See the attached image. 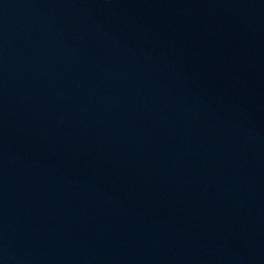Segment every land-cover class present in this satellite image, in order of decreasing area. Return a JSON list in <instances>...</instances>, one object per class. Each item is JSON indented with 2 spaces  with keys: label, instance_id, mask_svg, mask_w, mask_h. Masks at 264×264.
<instances>
[{
  "label": "water",
  "instance_id": "obj_1",
  "mask_svg": "<svg viewBox=\"0 0 264 264\" xmlns=\"http://www.w3.org/2000/svg\"><path fill=\"white\" fill-rule=\"evenodd\" d=\"M0 264H264V0H0Z\"/></svg>",
  "mask_w": 264,
  "mask_h": 264
}]
</instances>
